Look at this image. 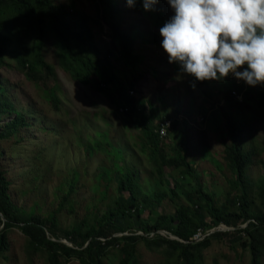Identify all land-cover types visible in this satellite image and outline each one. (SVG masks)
I'll return each mask as SVG.
<instances>
[{"label":"rangeland","instance_id":"obj_1","mask_svg":"<svg viewBox=\"0 0 264 264\" xmlns=\"http://www.w3.org/2000/svg\"><path fill=\"white\" fill-rule=\"evenodd\" d=\"M51 2L65 9L72 8L87 18L101 47L108 41L107 27L101 33L93 24L96 10L91 1ZM119 7L124 13V29L128 30L137 24L141 32H150L160 40L162 37L153 24L151 12L154 11L165 21L175 15L166 0H159L154 10L150 11L144 10L142 0H137L133 7H129L126 0H119ZM2 34L11 42L4 54L6 64L0 67V78L5 95L16 111L24 116V126L0 143V170L9 182L11 202L25 216H48L67 193L69 183H73V192L67 201L71 211L67 207L57 216V233L62 235L82 219L95 223L96 219H101L107 213L118 197H128V192L118 191V178L125 172L135 176L138 183L137 202L145 210L172 214L173 205L168 200L167 191L174 187L179 201L188 205L184 194L194 188V183L191 180L178 181L176 172H170L167 167H164V185L158 183L153 172V157L143 148L140 131L125 122L123 110L110 104L100 93L73 81L60 68L58 49L50 33L44 39L42 56L55 73V77L48 81V86L54 88L60 99L57 113L45 100L42 84L34 83L25 75L28 43L23 35L15 31ZM135 49L136 54L142 57L136 73L137 80L131 79L132 75L122 60L111 57V71L117 76L111 87L115 89L119 83L127 88L128 81H134L133 88L126 93L131 95L135 103L144 106L147 114L153 115L154 124L162 119L163 114L178 123L174 131L171 129L167 139L162 141V145L170 157L173 145L183 146L203 190L214 196L215 206H220L238 193L237 189L231 187L234 176L223 160V150L229 139L225 130L220 89L226 81L233 79L243 83L242 98L246 96L250 109L243 112L240 125L245 130V149L256 150L252 155V164L247 169L250 211L260 212L258 190L264 181V107L257 104V86L250 87L231 75L223 81L196 82L178 70L176 64H169L161 45H144L138 39ZM12 117L5 115L0 119V130L3 123ZM203 216L211 223L206 210ZM154 217V213L140 218L131 215L128 222L136 234L142 235L145 227L149 237L153 238L155 234L150 227L154 224ZM225 229L219 225L207 228L205 233L197 231L202 236L198 241L213 232H230L221 238H211L196 264H249L248 250L239 242H231L234 229ZM157 233L171 238L169 234ZM8 237L9 248L0 259V264H47L45 253H27L26 238L17 228H13ZM59 241L71 245L63 238ZM122 261L125 264L136 261L139 264H181L176 254L164 247L156 248L144 242L137 244L132 257L124 256L120 248H109L103 260L104 264H121ZM261 262L264 264V255ZM63 264L78 262L72 259Z\"/></svg>","mask_w":264,"mask_h":264},{"label":"trees","instance_id":"obj_2","mask_svg":"<svg viewBox=\"0 0 264 264\" xmlns=\"http://www.w3.org/2000/svg\"><path fill=\"white\" fill-rule=\"evenodd\" d=\"M89 1L94 4L96 10L93 20L95 27L101 33L104 27H107L108 41L102 47L95 39L89 20L72 8L65 9L54 5L51 0H0V14H2L0 16V67L6 64L4 54L11 42L2 32H20L28 43V59L24 62L25 75L34 83L42 84L45 100L54 112H59L60 99L54 88L48 86V81L55 77V73L42 56L45 46L44 39L50 33L58 49L57 59L60 68L73 81L93 92L100 93L110 104L123 110L125 122L140 131L143 148L148 150L153 157V172L158 183L164 185L166 175L164 167H167L170 172H176L178 181L189 182L191 180L194 188L184 194L188 205L179 201L175 187L168 189V200L173 205L172 214L145 210L137 202L138 183L135 176L131 172H125L118 178V191L128 192L126 199L122 196L118 197L107 213L101 219H96L95 223L82 219L59 235L57 216L67 207L71 211L70 203L67 201L73 192V183H69L67 193L61 197L57 208L48 216L43 218L25 216L22 210L11 202L8 191L9 182L4 172L0 170V213L5 219L3 225L0 220V227L2 226L0 229V259L9 248L8 234L13 228H17L26 238L27 253L29 255H35L40 251L45 253L47 264H63L72 259L78 264H104L103 260L109 248H120L124 256L132 257L137 244L141 242L156 248L164 247L170 253L176 254L181 264H196V260L201 258V252L208 247L211 238L224 237L230 231L213 232L201 241H194L192 237L198 230L205 233L207 228L223 225L234 229L231 242H239L243 248L248 250L249 264H262L264 181L258 190L260 212H252L250 211L247 169L252 164V155L256 153V150L245 149V130L244 126L240 125L243 121V112L250 109L246 96L242 98L243 83H237L233 79L226 81L220 89L225 111V130L229 139V143L223 150V160L234 176L230 183L231 187L237 189L238 193L232 195L220 206H215L214 196L203 190L191 162L185 156L183 146L173 145L170 157L162 145V141L167 139L171 129L174 131L178 123L167 117V114H163L162 119L154 124L153 115L147 114L144 106L135 103L131 95H127L128 90L133 88L134 81L129 80L127 88L119 83L115 85V89L111 87V83L117 80L116 74L111 71V57L122 60L132 75L131 79L137 80L136 73L142 61V57L136 54L137 40L140 39L142 44L150 46H160L162 40L150 32H141L137 24H133L128 30L124 29V13L119 7V0ZM151 14L153 24L159 32L166 21L154 11ZM20 64L23 67V64ZM176 67L181 70L179 65L176 64ZM124 76L126 77L127 74ZM257 89V104L264 107V85H257ZM5 115H13V117L3 123L0 130V143L15 135L19 128L24 126V116L16 111L5 95L0 78V119ZM166 123L168 125L165 136H161V127L166 126ZM115 156L114 154V158ZM1 157L2 152L0 151ZM204 210L211 217V223L205 220ZM152 213L155 217L150 229L152 228L155 237H149L145 227L142 229V235L136 234L128 222L131 215L140 218ZM160 230L170 233L179 240L160 236L157 233ZM117 233L122 235L115 236ZM124 233L128 234L123 235ZM61 238L71 245L60 242ZM121 264H125L124 261ZM132 264L139 263L136 261Z\"/></svg>","mask_w":264,"mask_h":264},{"label":"clouds","instance_id":"obj_3","mask_svg":"<svg viewBox=\"0 0 264 264\" xmlns=\"http://www.w3.org/2000/svg\"><path fill=\"white\" fill-rule=\"evenodd\" d=\"M136 2L126 0L129 7ZM158 2L142 0L143 8L154 10ZM166 2L175 13L159 30L169 64L201 83L231 75L250 87L264 85V0Z\"/></svg>","mask_w":264,"mask_h":264},{"label":"built area","instance_id":"obj_4","mask_svg":"<svg viewBox=\"0 0 264 264\" xmlns=\"http://www.w3.org/2000/svg\"><path fill=\"white\" fill-rule=\"evenodd\" d=\"M167 125H168V123H166V126L164 125V126L161 127V130H160V135L161 136H165ZM198 232H200V231H198ZM198 232H196V234L192 237V239L194 241H198L202 237L201 233H198Z\"/></svg>","mask_w":264,"mask_h":264},{"label":"water","instance_id":"obj_5","mask_svg":"<svg viewBox=\"0 0 264 264\" xmlns=\"http://www.w3.org/2000/svg\"><path fill=\"white\" fill-rule=\"evenodd\" d=\"M0 220H1L2 225H3L4 222H5V219L3 218V216L1 215V213H0ZM1 228H2V226H1ZM230 229H231V228H226L225 230H230ZM158 232L161 233L162 235H167V234H169V235L171 236L170 239H173V240H179L177 237L171 235L170 233H168V232H166V231H158Z\"/></svg>","mask_w":264,"mask_h":264}]
</instances>
